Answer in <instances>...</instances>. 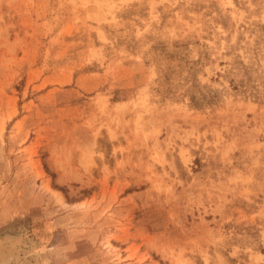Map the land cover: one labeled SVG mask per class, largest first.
Masks as SVG:
<instances>
[{"label": "rangeland", "instance_id": "374dc122", "mask_svg": "<svg viewBox=\"0 0 264 264\" xmlns=\"http://www.w3.org/2000/svg\"><path fill=\"white\" fill-rule=\"evenodd\" d=\"M0 264H264V0H0Z\"/></svg>", "mask_w": 264, "mask_h": 264}, {"label": "bare ground", "instance_id": "6f19581e", "mask_svg": "<svg viewBox=\"0 0 264 264\" xmlns=\"http://www.w3.org/2000/svg\"><path fill=\"white\" fill-rule=\"evenodd\" d=\"M1 262H2V260H1ZM5 262V261H4Z\"/></svg>", "mask_w": 264, "mask_h": 264}]
</instances>
